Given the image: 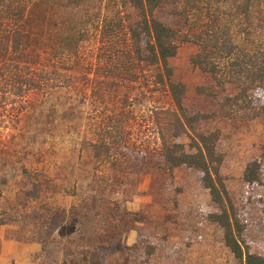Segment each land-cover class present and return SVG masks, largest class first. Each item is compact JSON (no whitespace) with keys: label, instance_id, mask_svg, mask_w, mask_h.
<instances>
[{"label":"rangeland","instance_id":"obj_1","mask_svg":"<svg viewBox=\"0 0 264 264\" xmlns=\"http://www.w3.org/2000/svg\"><path fill=\"white\" fill-rule=\"evenodd\" d=\"M32 1L37 22L46 18L55 31L62 26L64 35L53 43L62 37L77 50L65 66L79 67L78 85L31 92L13 105L5 100L0 256L17 258V264L28 254L31 264H89L92 257L101 264H244L225 247L223 230L207 220L218 209L202 174L186 167L170 171L163 161L154 112L170 107L167 93L128 76L114 79L120 83L117 97L92 95L98 83L112 81L98 37L101 17L115 19L120 11L133 20L137 12L124 0ZM156 17L176 24L169 9ZM196 52L183 45L169 65L186 86L188 111L215 112L233 90L212 96V77L191 65ZM200 129L220 131V172L246 224L241 242L264 256V115L253 121L217 117ZM177 141L189 143L185 136ZM98 142L110 149L97 148ZM256 160L262 183L249 188L243 176Z\"/></svg>","mask_w":264,"mask_h":264},{"label":"trees","instance_id":"obj_2","mask_svg":"<svg viewBox=\"0 0 264 264\" xmlns=\"http://www.w3.org/2000/svg\"><path fill=\"white\" fill-rule=\"evenodd\" d=\"M124 2L137 12L135 19L125 20L120 11L115 19L101 17L98 37L105 46L112 81L98 83L92 95L117 97L120 83L114 79L122 82L128 76L133 82L145 79L153 88L161 87L169 97L170 107L154 114L167 169L186 167L199 171L218 209L207 220L223 230L225 247L244 264H264V256L251 252L241 242L246 224L231 203L220 172V131L200 129L202 123L217 117L253 121L264 115V0ZM33 6L32 0H0V112L7 105L5 100L13 105L31 92L78 85L75 80L79 67L65 66L72 57H78L77 50L69 48L62 37L53 43L56 36L64 35L62 26L55 31L48 19L37 22ZM165 9L170 10L176 24L168 26L156 17ZM187 44L197 48L191 65L213 79L212 96H221L227 87L233 90L222 98L215 112H191L184 106L187 89L174 78L169 60ZM182 136L188 139L187 146L177 141ZM94 145L110 149L104 142ZM243 181L249 188L261 185L260 162L247 164ZM89 264L101 261L92 257Z\"/></svg>","mask_w":264,"mask_h":264},{"label":"crops","instance_id":"obj_3","mask_svg":"<svg viewBox=\"0 0 264 264\" xmlns=\"http://www.w3.org/2000/svg\"><path fill=\"white\" fill-rule=\"evenodd\" d=\"M132 232H133V231H132ZM129 240H130L132 243H134L132 234H130V236H129ZM128 243H129V242H128ZM38 246H40V245H36V248H34V249H36V250H35L36 252H37V251H40V248H37ZM30 255H32V254H28V255H26L24 258H22V263H21V264H31V263H30V260H31V256H30ZM33 255H34V254H33ZM3 259L6 260V261H8V264H17V263H14V262L17 261V258L4 256V254H2V255L0 256V263H1V261H3ZM13 259H14V260H13Z\"/></svg>","mask_w":264,"mask_h":264}]
</instances>
